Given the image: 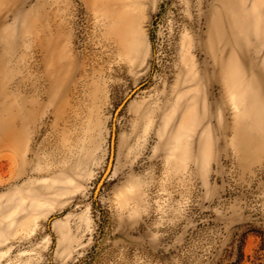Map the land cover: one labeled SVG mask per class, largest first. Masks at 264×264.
Returning <instances> with one entry per match:
<instances>
[{
	"label": "rangeland",
	"instance_id": "1",
	"mask_svg": "<svg viewBox=\"0 0 264 264\" xmlns=\"http://www.w3.org/2000/svg\"><path fill=\"white\" fill-rule=\"evenodd\" d=\"M262 237L264 0H0V264H264Z\"/></svg>",
	"mask_w": 264,
	"mask_h": 264
},
{
	"label": "water",
	"instance_id": "2",
	"mask_svg": "<svg viewBox=\"0 0 264 264\" xmlns=\"http://www.w3.org/2000/svg\"><path fill=\"white\" fill-rule=\"evenodd\" d=\"M113 139H114V125H113V129H112V137H111V147H110V157H109V163L111 166L112 163V158H113ZM98 188V186H97ZM96 193V191H95Z\"/></svg>",
	"mask_w": 264,
	"mask_h": 264
},
{
	"label": "trees",
	"instance_id": "3",
	"mask_svg": "<svg viewBox=\"0 0 264 264\" xmlns=\"http://www.w3.org/2000/svg\"><path fill=\"white\" fill-rule=\"evenodd\" d=\"M263 242H264V237L261 238V244L259 247L260 249L264 247ZM242 258H243V251H242V247H240L236 261L239 262ZM259 264H261V263H259Z\"/></svg>",
	"mask_w": 264,
	"mask_h": 264
},
{
	"label": "bare ground",
	"instance_id": "4",
	"mask_svg": "<svg viewBox=\"0 0 264 264\" xmlns=\"http://www.w3.org/2000/svg\"><path fill=\"white\" fill-rule=\"evenodd\" d=\"M108 163H109V161H108ZM109 168H110V164H107V170H109Z\"/></svg>",
	"mask_w": 264,
	"mask_h": 264
}]
</instances>
